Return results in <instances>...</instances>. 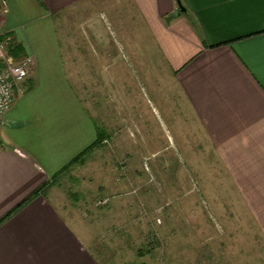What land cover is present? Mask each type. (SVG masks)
I'll return each instance as SVG.
<instances>
[{
  "label": "crops",
  "instance_id": "crops-1",
  "mask_svg": "<svg viewBox=\"0 0 264 264\" xmlns=\"http://www.w3.org/2000/svg\"><path fill=\"white\" fill-rule=\"evenodd\" d=\"M180 1L185 12L177 0H0V55L33 59L0 118V264H106L56 198L75 165L56 176L101 132L86 96L93 88L99 110L114 94L116 112L130 110L126 74L144 75L152 90L162 77L179 89L175 109L211 148L209 170L194 166L203 194L229 237L242 238V264H264V0ZM95 3L99 36H87L92 24L81 39L61 35L60 13ZM200 145L188 148L203 157Z\"/></svg>",
  "mask_w": 264,
  "mask_h": 264
},
{
  "label": "rangeland",
  "instance_id": "rangeland-1",
  "mask_svg": "<svg viewBox=\"0 0 264 264\" xmlns=\"http://www.w3.org/2000/svg\"><path fill=\"white\" fill-rule=\"evenodd\" d=\"M98 9L95 3L64 10L58 16L61 35L81 39L92 24L87 36H99V22H105ZM137 75L126 74L131 86L123 99L130 110L121 109V116L114 109L116 94L107 95V103L101 98V110L97 88L86 95L104 142L85 164L59 178L56 198L74 214L75 225L91 231L93 251L106 264H242V238L229 237L227 223L201 189L195 163L209 170L213 157L209 144L192 132L193 120L175 109L179 89L162 77L152 90L149 79ZM184 129L191 146L200 142L203 157L187 145L193 157L185 158Z\"/></svg>",
  "mask_w": 264,
  "mask_h": 264
},
{
  "label": "built area",
  "instance_id": "built-area-1",
  "mask_svg": "<svg viewBox=\"0 0 264 264\" xmlns=\"http://www.w3.org/2000/svg\"><path fill=\"white\" fill-rule=\"evenodd\" d=\"M4 48V45H1ZM0 118L13 107L17 90L28 78L33 64L31 56L14 61L5 51L0 55ZM104 199L101 203L104 204Z\"/></svg>",
  "mask_w": 264,
  "mask_h": 264
},
{
  "label": "trees",
  "instance_id": "trees-1",
  "mask_svg": "<svg viewBox=\"0 0 264 264\" xmlns=\"http://www.w3.org/2000/svg\"><path fill=\"white\" fill-rule=\"evenodd\" d=\"M104 134L103 133H99L97 140L88 148H86L84 151H82L77 157H75L72 161H70L64 168L63 170L56 176L58 177L61 173H63L66 170H69V168L73 165H78V164H85L87 157L92 153V151L95 148H98L99 146H102L103 143V139H104ZM55 177V178H56ZM45 187V186H44ZM40 188L36 191H34V193H32L28 198H26L22 203H20L15 209L14 211H12L10 214H8L5 218L11 216L13 213L17 212L19 209H21L24 205L28 204L32 199H34L36 196H38L43 188Z\"/></svg>",
  "mask_w": 264,
  "mask_h": 264
},
{
  "label": "water",
  "instance_id": "water-1",
  "mask_svg": "<svg viewBox=\"0 0 264 264\" xmlns=\"http://www.w3.org/2000/svg\"><path fill=\"white\" fill-rule=\"evenodd\" d=\"M177 1H178V5H179V7H180V10L183 11V12H185L186 9H185V7H183L181 1H180V0H177Z\"/></svg>",
  "mask_w": 264,
  "mask_h": 264
}]
</instances>
